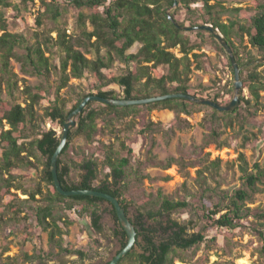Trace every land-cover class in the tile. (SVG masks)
I'll list each match as a JSON object with an SVG mask.
<instances>
[{
    "label": "trees",
    "instance_id": "trees-1",
    "mask_svg": "<svg viewBox=\"0 0 264 264\" xmlns=\"http://www.w3.org/2000/svg\"><path fill=\"white\" fill-rule=\"evenodd\" d=\"M14 1L25 6H38L36 21L39 25H43L46 20L57 22L63 16L65 6L77 10V21L82 28L84 41L82 44L79 43V46L90 44L91 50L96 54L95 60L87 58L82 51L75 49L77 45L73 37L67 35L65 30L57 29L55 45L64 53L59 72L60 83L56 87V98L45 108L41 118L45 123L49 121L62 130L69 114L90 95L135 100L184 93L206 97L220 105H227L228 103L222 102L221 99L225 94L233 95L234 82L230 88L226 87L223 91H211V88L201 85L198 87L190 85L193 60L198 62L196 68H202L198 60L199 55L193 52L199 45L192 43L186 35L185 25L179 21L178 16L181 10L191 11L194 4H202V23H191V27L211 25L217 29L230 45L240 68L243 81L240 105L231 112H219L209 106L184 99H166L128 107L89 102L83 113L76 118L77 124L70 130L68 143L58 160V176L66 190L96 189L109 193L119 198L127 214L129 207L135 202L129 194L138 186L137 182H142L146 175L142 173V162L139 159L136 161L138 167L133 168L131 161L136 157V151L123 141L120 142L121 149H116L112 145L107 147L102 163L93 155L83 158L81 163L68 159V152L75 138L81 137L88 142L95 141V136L101 131L100 120H104L105 126L112 130L115 127L114 121L123 122L126 119L129 120V128L135 127L130 123H135V118L143 112L151 114L155 110H170L174 112L175 120L179 122L183 120L182 114L191 116L199 110H206L209 113L205 119L213 126L212 133L205 143L209 146L218 141L219 133L215 128L220 122L245 120L243 110L250 108L257 110L262 106L264 68L261 71L259 69L264 67V0H254V7L249 9L252 14L247 13L248 9L236 8L235 13L240 14L242 19L232 21L230 24L220 21L217 12L219 11L217 5L221 7L220 0H215V5H210L213 0H178L173 18L179 27L169 21L167 14L168 10L174 7L175 0H0V229L15 227L22 219L27 220L30 213L36 225L48 233L51 252L57 250L61 254L86 258L85 253L75 250L70 244L65 245L63 241V236L68 232L65 229L73 223L66 211L75 210L78 216L89 218L95 231L103 235L105 231L101 223L103 213L101 204L108 202L85 195L62 196L55 188L50 166L62 132L58 134L54 128H42L35 108L41 104L44 96L37 92L38 88L26 86L20 90V78L12 67L14 60L21 64L25 74L49 78L53 64L51 56L46 54L51 51L49 48L53 38L51 32L48 35L36 32L35 43H31L24 34L12 32L11 25L5 18V9L15 6ZM84 10H89L90 13L86 14ZM205 32L197 30L198 38L203 40ZM209 35L214 38L211 33ZM245 37L256 51V55L251 51L246 52ZM237 39L240 43H237ZM136 44L140 45L138 52L130 53V49ZM177 48L182 54L181 57L171 51ZM221 49L227 54L222 46ZM103 50L104 55L101 54ZM116 58L127 67L126 74L119 76L103 74L102 70L112 68ZM229 64L234 75L230 59ZM161 67L166 71L161 72L159 70ZM86 72L96 76L98 83L94 89L97 92L94 93L92 90L79 93L76 102L68 108V101L60 96V92L68 87L70 75L81 79ZM112 85L119 87V91L106 89ZM245 91L248 92V96ZM5 93L7 98H4ZM19 93L26 95L27 98L21 101ZM96 104L100 106L95 107ZM159 126L149 120L142 131L151 134V148L155 145L152 134ZM224 146V143L219 144V147ZM149 153L151 154V150ZM239 158L243 185L233 194L219 186L207 185L204 174L199 171L202 190L197 196L188 192L185 198L173 199L159 190L157 195L150 193L140 197L135 220L130 218L137 229V243L118 264H176V261L181 264H197L193 259L200 247L206 244L207 248H210L211 243H216V238H207L210 228L233 230L240 227L242 220L251 216H254L262 226L264 210L256 209L254 212L255 210L247 206V201L252 200L259 192V184H264V169L256 162L250 171L244 155L241 154ZM153 159V164L164 170L173 165L185 164L173 157L158 163H154ZM38 163L43 165L42 179H35L31 186H23L18 181L19 175L13 171L16 169L28 171L37 168ZM219 167V159L211 162V170L217 171ZM74 168L82 172L78 181L71 177ZM165 179L169 180L170 177L167 176ZM183 187L186 189V185ZM12 188L22 191L29 198L20 199L17 193L11 191ZM6 196L9 200L4 202ZM37 196H40V199ZM192 198L196 201L192 202ZM109 212L116 223L113 234L120 239V247L123 249L127 243V234L119 223L115 209L111 207ZM180 212H187L189 219L180 222L171 218ZM23 213H26L24 217L21 216ZM166 217L167 221H164ZM259 233L264 238L263 232ZM258 249L263 259L261 264H264V244ZM8 250L9 247L6 246L0 253V260L3 259L4 264H20L32 262L35 258L41 259L40 255L29 256L27 253L22 256L3 257Z\"/></svg>",
    "mask_w": 264,
    "mask_h": 264
},
{
    "label": "rangeland",
    "instance_id": "rangeland-1",
    "mask_svg": "<svg viewBox=\"0 0 264 264\" xmlns=\"http://www.w3.org/2000/svg\"><path fill=\"white\" fill-rule=\"evenodd\" d=\"M221 7L217 5V11L220 21L225 24H230L232 21L242 19L241 15L235 13L236 8L248 9L249 14L254 7V0H220ZM216 1L210 2V5H215ZM15 6L5 9V18L10 23L11 31L24 34L31 43H35L34 34L44 33L48 35L51 32L52 45L51 51L47 52L46 56H51L53 68L49 78L40 77L37 75L25 74L22 71L21 64L12 61V67L15 73L20 78L19 87L23 90L26 86L38 88L37 92L44 96L41 104L36 106V111L39 115V123L43 129L54 128L58 134H61L62 129L59 126H53L49 121H43L41 118L46 107L56 98V90L60 83L59 72L61 71L62 57L64 53L60 47L55 45L57 38V29L65 30L67 35L73 37L76 42V48L85 54L89 59L95 60L96 54L91 50L90 44L79 46L82 44V28L77 21L78 11L65 6L63 16L57 21L46 20L43 25H39L36 21L38 6L22 5L18 1H14ZM178 7V6H177ZM172 10L173 12L177 9ZM202 4L192 5V10L186 9L179 12L178 19L185 25V33L191 39L192 43H197L199 47L193 51L199 55V63L202 68H196L197 61L192 64V75L190 85L192 87L203 86L213 90H225L230 88L232 83H235V78L229 64L228 55L221 49V44L214 37L211 38L209 32L204 33V39L198 38L196 27H191V23L201 24ZM171 10V9H169ZM168 10V11H169ZM89 14V10H84ZM1 35V33H0ZM95 38L92 39V42ZM237 43L240 40L237 39ZM244 46L247 47L246 52L251 51L256 55V51L245 37ZM140 48L136 44L130 53H137ZM178 57H181L179 49H172ZM104 55L105 51H101ZM192 57V56H191ZM264 67L260 68L261 71ZM161 72H165L164 68H159ZM70 72V70H68ZM127 67L119 59L116 58L112 68L102 70L105 75H122L126 74ZM98 81L94 74L86 72L84 78L77 79L69 76L68 87L60 92L61 97H65L68 101V108L76 102V97L81 92L92 91L97 92L95 85ZM106 89H115L119 91V87L110 86ZM248 96V92H246ZM262 95V106L257 110L250 108L243 110L242 114L245 120L235 119L233 122H220L217 128L218 141L206 146V140L212 133L213 126L206 120V115L209 113L206 110H199L191 116L182 114V121L175 120L174 112L170 110H155L151 114L143 112L135 118V127L129 128V120L123 122L114 121L115 127L112 130L105 126L104 120L99 121L101 131L95 136L94 142H88L84 138L77 137L71 144L68 152V159L77 163H81L83 158L95 156L102 163L107 147L112 145L116 149H121L120 142H124L128 147L135 149L136 157L131 161L134 169L138 167L136 162L139 159L142 162V173L146 178L142 182H137L138 186L134 187L129 196L134 199V204L129 207V217L135 220L137 210L140 204V197L144 194H154L161 190L163 194L170 196L173 199H182L191 193L198 195L201 190V180L199 171H202L207 185L211 187L219 186L222 190L233 194L235 190L242 188L243 173L240 171L241 154L244 155L250 171L253 170L254 163L258 162L264 169V92ZM233 95H224L222 102L230 103ZM7 98V94H4ZM19 98L26 99L27 96L19 93ZM23 105L26 106V104ZM99 107V104L94 105ZM159 124L160 126L152 134L155 145L151 148V134L143 133L148 121ZM6 129L7 125L5 126ZM129 128V129H128ZM220 143H224V147H219ZM151 150V154L149 151ZM124 154V153H122ZM173 157L183 163V165H173L171 168L164 170L154 163L166 161ZM219 159L220 167L217 171L211 170V162ZM43 165L38 163L37 168L28 171L16 169L13 173L19 175L20 183L23 186H31L35 179H42ZM82 172L78 168L71 171L73 180L78 181ZM170 177L166 180V177ZM7 177V176H6ZM183 185H186L184 189ZM12 192L17 193L20 199H28L29 196L24 195L22 191ZM139 195V196H138ZM40 199V196H37ZM9 197L4 198V202L8 201ZM195 202L196 199H191ZM247 206L252 210H264V184H259V192L256 193L252 200L247 201ZM103 210L101 223L104 228V234L99 235L91 226L89 218H82L75 213V210L66 211L69 218H72L73 223L69 228H66L67 234L63 236L65 245L70 244L75 250L82 251L86 254V258L81 259L78 255H68L58 253L57 250L51 252L49 246L48 233L42 231L37 225L32 215L28 213L27 220L20 221L15 227H6L0 229V253L4 247L8 246L9 250L5 252L3 257H13L27 253L29 256H41V259L35 258L32 262L20 264H106L108 263L121 249V241L113 234L116 229V223L113 216L110 214V205L102 203ZM26 213L21 214L24 217ZM176 221H185L189 219L187 212H180L171 217ZM167 221V217L164 218ZM262 226L254 217H248L241 221L240 227L230 229L210 228L207 232V238H216V243L207 248L206 244L200 247L193 261L197 264H261L263 259L260 257L259 249L264 244V238L261 237L259 231L264 235V222ZM151 224V223H150ZM63 226V224H61ZM264 237V236H263ZM0 264H4L3 259ZM176 264H181L176 261Z\"/></svg>",
    "mask_w": 264,
    "mask_h": 264
},
{
    "label": "water",
    "instance_id": "water-1",
    "mask_svg": "<svg viewBox=\"0 0 264 264\" xmlns=\"http://www.w3.org/2000/svg\"><path fill=\"white\" fill-rule=\"evenodd\" d=\"M178 6V0H175L174 7L171 8V10L168 11V19L171 21L175 26L179 27L176 20L173 18L172 10L175 9ZM196 30H205L209 33H211L221 44V46L226 50L229 59L231 61V65L234 70L235 75V83H234V91L233 96L231 98L230 103L227 105H220L213 100H210L206 97H199L195 95L190 94H184V93H170L165 95H160L156 97L151 98H144V99H135V100H129V99H113V98H106L99 95H90L85 97L81 103L72 111L69 116L66 119V122L63 125L62 135L59 142V145L54 152V155L51 160V172L53 176V182L55 185V188L57 192L66 197L71 196H91V197H97L104 199L108 202V204L111 205L112 208L115 209L116 216L119 220V223L121 227L124 229V231L127 234V243L124 246L123 249H121L109 262L108 264H118L122 258H124L129 252H131L135 247L137 243V229L133 223V221L130 219L129 215L126 212V209L123 208V205L121 204L118 197L111 196L109 193H105L96 189H76V190H66L61 184V181L58 176V160L60 158V155L62 151L64 150L65 146L68 143L69 139V132L70 130L76 126V118L80 116L83 113L84 108L86 105L91 101L100 102L106 105L110 106H116V107H128V106H141L146 105L150 103H155L159 101H163L166 99H184L192 103L200 104V105H206L209 106L219 112H231L235 110L240 105V96L242 88H243V81L241 79L240 74V68L238 67V64L236 62L235 56L232 52V49L228 42L224 39V37L219 33L217 29H215L211 25H203L195 28Z\"/></svg>",
    "mask_w": 264,
    "mask_h": 264
}]
</instances>
